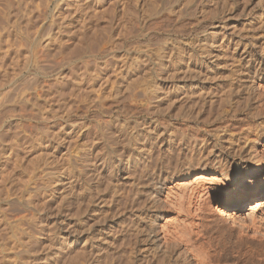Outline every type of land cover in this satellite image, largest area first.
<instances>
[{"label":"rangeland","instance_id":"obj_1","mask_svg":"<svg viewBox=\"0 0 264 264\" xmlns=\"http://www.w3.org/2000/svg\"><path fill=\"white\" fill-rule=\"evenodd\" d=\"M189 1L0 0V264H167L158 245L148 240L150 221L128 206L131 197L148 194L131 178L141 147L120 155L128 166L95 169L82 157L74 170L68 168L72 151L104 146L100 129L116 134L132 117L207 138V164L226 153L231 130L255 143V151L233 156L240 161L239 177L226 191L211 192L203 224L206 236L214 233L220 241L221 264H233L241 251L251 253L242 254L241 263L257 262L255 255L264 247V79L260 88L249 90L233 68L245 50L251 58L264 55V6L200 22L195 6L215 0ZM163 46L167 58L161 57ZM146 53L155 57L149 66L155 75L188 72L172 82L178 95L171 112L169 100L160 107L172 116L150 115L143 102L126 98L127 84L143 75L136 69ZM188 61L192 64L186 66ZM86 92L90 95L84 98ZM249 101L260 105L257 117L216 116ZM105 121L112 127L101 128ZM168 135L158 156L186 144L170 143ZM35 140L54 165L49 182L37 189L14 180ZM178 209L161 203L159 237L162 227L180 225Z\"/></svg>","mask_w":264,"mask_h":264},{"label":"bare ground","instance_id":"obj_2","mask_svg":"<svg viewBox=\"0 0 264 264\" xmlns=\"http://www.w3.org/2000/svg\"><path fill=\"white\" fill-rule=\"evenodd\" d=\"M194 4L196 5V3ZM210 5H212L213 8L207 11L206 8ZM256 6H264V0H215L213 3H209V1H201L195 6L193 12L196 19L201 22L203 20L214 19L217 14H223L226 11H248ZM140 17L138 19H140ZM140 22H142V18L140 19ZM197 46L195 45V47ZM163 47H161V57L165 58L167 56V50L166 47ZM198 49L199 48H197V50ZM155 53H159V50ZM244 54L246 55L236 57L233 69L249 90H256L260 88L262 80L264 79V55L251 58L248 50H245ZM144 57H146V60ZM144 57V60L139 62L141 63L140 65L137 63L138 68H135L138 72H143V75L141 73L140 76L138 75V77L134 79L135 81L133 80L131 84H127V92L125 93L126 98L130 101H134L136 103L138 102L139 104H142L143 102L142 108L146 112L150 113V115L157 114L158 116L159 114L162 115L161 118L172 116L170 108L172 107L173 102H171V100L173 99L174 101V97L178 95V91L175 90L176 87L172 84V82L175 80H181L182 78H185V76L188 77V72L172 70L168 73H163V75H155L152 71H150L149 67L155 57L149 53H146ZM190 64L192 63H189V61L186 62V66ZM176 66V62L171 65L172 68H175ZM30 81L32 83V80H28L27 83ZM27 83L26 85H28ZM85 91H87V89ZM89 95L90 93L86 92L83 97L87 98ZM160 96L162 98L158 99ZM167 100L170 101L168 104V110L170 112L167 111V107L164 108V111H161L162 108L160 107H162ZM258 106L260 105H257L255 101H249L242 107H233L230 111L226 109L218 111L216 116L224 117L228 114L234 115L240 113L245 114L246 117H257L259 114L256 110ZM46 118L49 119L50 117L47 116ZM195 119L196 118H194V120ZM166 124L165 127H162V125L156 121H151L145 118L142 121H137L135 117H132L131 121L128 123L124 122L119 124V128H116V134H114V132H110L109 130L108 131L110 133H106L105 130L107 129H100V131L105 132V145L101 147L99 144L100 149L96 148V146V149L94 147H88L89 149L85 153L72 151L69 156L70 163L68 164V168H73L74 170L77 163L84 160L82 157L86 160H91L92 165L94 164V167H96L95 169L106 170L107 168L110 169L120 164H126L128 166L130 161L121 160V158H119L120 155L126 152L129 154V151L132 149H130V147L132 146L136 148L141 147L140 150L144 153L141 154L136 170L132 174L131 178L132 183H136V185L143 188L146 187V192L148 194H146V197L144 198L141 197V199V195H138L139 197H137V195L133 198L131 197V199L128 200V206H131L137 217L146 218L150 221V225L146 226V230L148 231L147 236L149 237L148 240L151 243L158 245L157 247L161 251V255H163V258L165 259L164 261L166 262L167 260V264H221L218 255L216 254V250L220 248V241L219 239H215L216 237H213L214 233H210L211 235L208 236L210 238H208L203 224L208 213L207 207L209 205L211 192L213 190L226 191L229 183L238 179V167L240 165V161L234 160L233 156L239 154L240 152H253L256 150V145L255 143L250 144L248 142V135H241V133H235L231 130V132L229 131V133H231L229 134L230 138L227 140L228 144L227 146L225 145L226 153L220 155L216 159L210 160L209 164H207V157L210 154V150H208L207 138H193L189 135L187 130L184 132L182 131L180 134H176L170 128L167 129ZM99 125H101V128H106L107 126L109 128L112 127L109 126L107 121L104 123L102 122ZM140 127L144 128L143 132H141ZM167 132L169 133V138L172 136V138H170L171 140L168 142L171 143L177 139L178 141H185L186 144H183V146L179 147L176 151H174V153L167 156H158L156 151L167 145V140H165L167 139L165 138L167 137ZM37 141L36 143H31L28 146L27 154L22 162L20 161L21 164L19 169L14 171V174L16 175V179L14 177V180H18V182H20L19 185H21V183H30L36 189L39 188L40 185H44L49 182L48 179H50L54 173V165L52 166L51 161L52 159L49 160V156L47 157L42 152V144ZM199 143L200 145H198ZM138 144L140 146H138ZM95 150L97 151L94 153ZM113 157H117L118 159H113ZM16 181L14 182L15 184ZM166 188L170 191H168L165 198H162L163 192ZM163 202L170 206L174 204L180 206V209H178L180 215L177 214V216L180 217V225L174 226L172 229L168 225L167 228L162 227V235L159 237L157 221L162 215L160 214L161 212L159 213L157 211ZM97 219L99 218L97 217ZM151 222H154V225H151ZM49 229L50 228H48V231H51ZM215 231L219 234V227ZM47 237L50 239L51 235L49 234ZM240 247L241 245L239 248ZM19 251H17V253ZM241 252H238L237 256L233 258L235 261L233 264H262L264 258V247L257 251L258 256H256L253 252L255 258L258 257V259H255V261H257L256 263H254V261H250L252 259L241 263L244 260L241 259L242 254L245 255L246 253H249L247 251H245V253Z\"/></svg>","mask_w":264,"mask_h":264}]
</instances>
